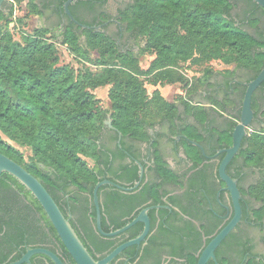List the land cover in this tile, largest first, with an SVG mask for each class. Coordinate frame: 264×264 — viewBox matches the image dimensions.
<instances>
[{
  "label": "trees",
  "instance_id": "1",
  "mask_svg": "<svg viewBox=\"0 0 264 264\" xmlns=\"http://www.w3.org/2000/svg\"><path fill=\"white\" fill-rule=\"evenodd\" d=\"M227 7L225 0H218L216 5L214 0H136L125 20L132 29L144 36L147 50L157 51L152 69L187 60L198 66L219 61L225 65L250 68L258 73L264 62V53L260 50L262 44L224 18ZM29 8L34 12L36 6L30 2ZM9 16L0 14V153L33 175L65 216L61 203L68 201L72 206L89 203L92 189L101 180V166L106 163L103 146L98 142L103 120L109 111L116 135L119 132L122 138L146 140L145 128L150 127L148 119L151 113L148 117L141 116L145 108V90L133 74L116 69L118 62L112 57L116 53L112 42L87 34L85 49L79 46L72 32H67L64 45L73 55L86 57L88 50H94L97 53L94 65L100 67L97 72L86 69L75 73L68 67L58 66L54 46L47 42L45 30L36 29L23 36L21 43L14 42L6 31ZM211 75V70L203 68L197 83H207ZM109 84L110 109L105 112L89 91ZM156 97L162 99L159 94ZM190 101L191 98L185 100L183 105L189 107ZM162 106L165 114L158 121L168 119L172 126V120L176 118V105L164 102ZM197 118L204 121L203 116L197 115ZM224 141L229 144L231 135ZM252 144L260 145L261 150H264L263 132L250 134L244 140V148L240 153L246 165L262 167L264 157L252 149ZM15 146L30 149L32 155L28 161ZM121 146L131 152L123 142ZM184 148L190 159L200 161L196 148L190 144ZM86 159L92 161V166L88 165ZM157 162L160 177L176 183V176L159 158ZM122 170L129 175L127 182L137 180L136 167H123ZM155 186L144 184L139 191L142 196H131L129 207L134 202V206L136 203L140 210L148 200H151L152 205H160L158 188ZM105 188L107 186L98 190V199ZM216 190L212 188L207 193L214 197ZM239 191L247 204L249 200L255 202L250 209L253 218L262 220L264 171L255 183L248 188H239ZM64 192L69 194L67 200L62 196ZM120 193L116 189L109 193L108 222L101 216L104 232L120 229L133 218L121 221L122 217L113 213L111 207H116ZM196 201L195 197L189 199L188 209L175 201L171 204L183 215L200 222L192 213ZM215 210L218 215L224 212L218 206ZM177 215L172 211L167 214V219L155 225L153 214L149 212L150 232L145 239V246L142 243L140 247L125 249L110 264H196V254L202 250L203 238H206L204 243L207 244L223 226L214 232L213 228L201 223L198 228L190 220ZM211 215L213 219L217 218ZM69 222L95 260L103 258L142 231V225L137 223L118 237L106 238L96 231L94 221L81 222L78 226L71 219ZM236 229L216 249L218 264H228L225 253L237 260L250 252L248 240ZM126 234L128 238L122 240ZM262 241L264 243V237ZM37 247L55 253L64 264H75L37 200L13 177L3 173L0 176V264L15 262L27 249ZM247 258L249 261L246 264H264L262 261L258 263L253 257ZM30 261L31 264H53L43 255H34ZM207 264L213 263L210 261Z\"/></svg>",
  "mask_w": 264,
  "mask_h": 264
},
{
  "label": "flooded vegetation",
  "instance_id": "2",
  "mask_svg": "<svg viewBox=\"0 0 264 264\" xmlns=\"http://www.w3.org/2000/svg\"><path fill=\"white\" fill-rule=\"evenodd\" d=\"M15 1L17 0H6L2 4L0 14L7 17ZM66 1L24 0L23 2L30 20L40 23V27L36 29L45 30L47 39H55L64 45L65 36L70 31L76 36L79 46L86 47V35L89 34L112 42L116 50L112 57L118 63L138 62L142 59L143 54H150L154 59L156 58L157 51L153 49L147 50L144 36L132 29L125 20L126 14L136 4V0L75 1L68 7L73 20L65 14L63 5ZM214 1L216 5L218 0ZM225 1L228 7L224 18L228 22H232L237 28L257 38L258 42L262 44L260 50L264 53V9L251 0ZM30 2L36 6L34 12L29 8ZM252 22H254V25H252ZM224 66L226 67L218 72H212L207 83L200 85L206 91L200 93L199 102L190 101L191 105L189 107L183 104L176 105V118H173L172 126L168 119L162 118L152 124L151 128L146 127L145 141L129 137L122 138V135L119 137V132L116 135L115 130L106 124L108 121L111 123V111L106 114L98 142L100 146H103V158L106 163L105 166H101L100 182L109 181L123 189L114 188L106 184L103 185L107 186V188L101 191L100 199H98V204L100 202V224L101 216L108 222V196L112 189L121 192L116 207L114 204L112 205L115 208L111 207L114 214L122 217L121 221L132 217L134 219L142 210L148 208L150 209L147 215L152 212L155 225L167 219V214H171L172 211L179 214L177 216H182L184 220H190L198 228L201 223L207 228H213L214 232L229 221L232 217L231 202L228 193L222 190L224 184L218 177V166L224 157V153H221V151L230 148L232 144V132L239 123L246 85L258 76L264 67V62L258 73L250 68L234 64H224ZM209 84H211L210 88L207 87ZM251 109L254 113V118L249 128H247V135L242 141L240 150L232 158L225 170L227 176L237 181L238 189L248 188L261 177L264 171V166L257 168L256 166L246 165L240 157L241 150L244 148V140L250 134L260 133V130H264V81L252 94ZM197 115L203 116L204 121H200ZM228 135H231L229 144L224 141ZM121 142L129 147L131 152L123 149ZM186 144H190L198 150L199 162L190 159L186 155L184 148ZM158 158L176 176V183H170L160 177ZM123 167H136L137 180L127 182L129 175L122 170ZM141 173L142 176L140 177ZM116 175L117 178L115 177ZM130 183H132L131 186ZM136 183H139L137 188L128 190L135 186ZM144 184L156 185L155 188H158L161 204L152 205L151 200H148L142 204V209L140 210L136 203L134 206V202H132V207H129L131 196L138 194L142 196L139 191ZM212 188L217 189L214 197L207 193ZM221 194L222 200H220ZM62 196L67 200L69 194L64 192ZM192 197L197 200L192 213L200 219V222L183 215L177 207H173L171 204L172 201H175L188 209L189 199ZM88 199L89 203L87 204L82 202L80 205L72 206L67 201L61 203V206L65 216L69 220H73L77 226L81 222L89 221L92 223L94 221L96 229V212L93 198L91 196V200L90 198ZM249 203L247 204V201L241 196L242 217L236 228H238L239 234L245 240H248L251 248L250 252H247L243 258L237 260L232 258L229 253H225L224 258L228 260V264H246L249 261L248 256L253 257L258 263L261 261L264 263V243L262 241L264 237V218L260 221L255 220L250 210L255 202L249 200ZM92 204L94 217L92 216ZM217 206L224 211L222 215H218L215 212ZM243 210L245 216L243 215ZM211 214L217 216V218L213 219ZM254 232L258 233L257 238L252 236ZM127 238L128 235L126 234L122 237V240ZM205 240L206 238H203L202 250L207 245L204 243ZM142 243V246H145V240ZM141 244L137 247H140ZM259 247L263 248L262 252L259 251ZM202 250L197 252L196 255H199ZM124 261L125 263L127 262V260ZM211 262L215 264L213 261Z\"/></svg>",
  "mask_w": 264,
  "mask_h": 264
},
{
  "label": "water",
  "instance_id": "3",
  "mask_svg": "<svg viewBox=\"0 0 264 264\" xmlns=\"http://www.w3.org/2000/svg\"><path fill=\"white\" fill-rule=\"evenodd\" d=\"M5 1L6 0H0V11L2 10V4ZM75 1L79 0H67L63 5L65 14L71 19L72 17L69 13L68 7ZM251 1L255 2L257 5L261 6L264 9V0ZM52 41L56 40L53 39ZM263 81L264 67L261 69L258 76L246 85L239 123L234 127L232 132V144L230 148L221 151V153H224V157L218 166V177L220 181H222L224 184V188H222V190L228 193L232 207V217L210 239L207 245L203 248V250L197 257L196 264H207L209 261H213L215 264H217L215 259L216 249L220 246L223 240L236 229L237 225L241 221V195L237 187V181L227 176L225 170L229 162L240 150L242 141L247 135V128H249L250 123L254 118V113L251 109L252 94ZM210 85L209 88L211 87ZM106 124H108L110 128H113L109 121ZM119 137H121L120 133ZM3 173H6L13 177L37 200L48 221L54 228L59 240L61 241V243L63 244L75 264H110L125 249L132 246H139L149 234L150 222L147 212L150 208L142 210L134 219H132L129 223H127L120 229L107 233L102 230L100 224V209L98 204L97 191L101 186L105 184L118 189L123 188L109 181L98 182L94 186L92 191V198L96 212L97 232L103 237L113 238L119 236L120 234H123L137 223H141L143 225V229L141 234L136 238L130 239L122 243L121 245L114 248L110 253L106 254L103 258L95 260L79 239L78 235L72 228L69 220L65 218V216L62 214L58 205L55 203V201L52 199V197L49 195L43 185L33 175L26 171L21 165L0 153V176ZM141 176L142 173L140 174V177ZM138 185L139 183H136L135 186L131 187V189L128 190H133L137 188ZM34 255H43L47 257L53 264H64L63 261L55 253L42 247L27 249L26 252L17 261L8 264H31L30 260Z\"/></svg>",
  "mask_w": 264,
  "mask_h": 264
},
{
  "label": "rangeland",
  "instance_id": "4",
  "mask_svg": "<svg viewBox=\"0 0 264 264\" xmlns=\"http://www.w3.org/2000/svg\"><path fill=\"white\" fill-rule=\"evenodd\" d=\"M24 0L15 1L8 17L6 31L11 36L14 42L22 41V37L26 34H31L34 29L40 27V23L30 20L29 14L26 13V6ZM48 43L53 44L55 54L58 60V66L68 67L78 71H84L86 69L91 72L99 71L100 67L94 65L97 60V53L94 50H88L89 53L86 57H77L73 55L67 46L61 44L58 41H52L46 39ZM86 49V47H84ZM150 54H143V57L138 62H132L127 65L117 63L115 67L117 70H122L126 73H131L140 82L145 90L144 105L141 116L148 117V125L151 128L153 122H157L164 114L163 103L170 102L175 105L183 104L185 100L192 99L195 102L200 101V93L206 91L198 83L197 79L200 77L202 69L206 68L212 72H218L222 68H225L223 63L219 61H212L203 65H194L190 60L179 61L172 66L155 67L151 68L153 56ZM161 68H165L163 71H159ZM152 69V70H151ZM159 71V72H158ZM210 85V84H209ZM209 85L207 87L209 88ZM111 84L98 87L90 90L89 92L99 101V105L105 112L110 109V102L108 99V92ZM157 94L162 99L156 97ZM198 94V95H196ZM153 120V121H152ZM152 122V123H150ZM264 133V130H260V133ZM24 156L25 161H28L32 153L27 147L15 146ZM252 149L264 157V150H261L260 145L252 144ZM89 166H92V161L86 159ZM254 181L253 183H255ZM264 195V194H263ZM252 236L257 238L258 233H252ZM260 252L263 251L262 247L258 248Z\"/></svg>",
  "mask_w": 264,
  "mask_h": 264
}]
</instances>
